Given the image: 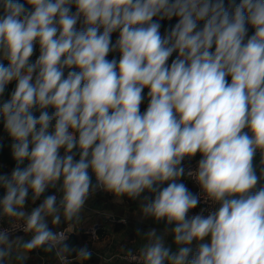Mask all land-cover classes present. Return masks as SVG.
I'll return each mask as SVG.
<instances>
[{
  "label": "clouds",
  "instance_id": "clouds-1",
  "mask_svg": "<svg viewBox=\"0 0 264 264\" xmlns=\"http://www.w3.org/2000/svg\"><path fill=\"white\" fill-rule=\"evenodd\" d=\"M0 121L15 161L0 174V264L40 248L89 260L66 233L97 190L174 225L177 250L149 230L136 264H264V0H0ZM198 153L194 194L179 181Z\"/></svg>",
  "mask_w": 264,
  "mask_h": 264
},
{
  "label": "crops",
  "instance_id": "crops-1",
  "mask_svg": "<svg viewBox=\"0 0 264 264\" xmlns=\"http://www.w3.org/2000/svg\"><path fill=\"white\" fill-rule=\"evenodd\" d=\"M118 37V36H117ZM116 37V38H117ZM148 101H143L141 104L142 112L146 110ZM200 155L199 153L196 155ZM259 155L257 154L255 163H259ZM264 186V180L260 181L258 187ZM163 187H166L163 185ZM49 189L44 196L54 194L55 190ZM142 195H151L144 193ZM43 199V196L41 197ZM140 200H132L128 197H123L121 201H116L112 194L104 191H96L86 203L85 211L83 212L84 222L79 226L78 230L68 234V240L73 234L78 239V244L75 247L87 246L92 252V255L101 261V255H113L122 252L125 249L139 248L146 242L142 236L149 230L155 229L157 234L164 235L165 243L172 251L177 250L174 243V236L170 229L174 225H167L165 221H155L153 218H143L139 213ZM40 203L38 200L36 204L31 203V193H29L28 203L25 208L30 211L32 207ZM123 218L124 222L115 221L111 217ZM67 223L61 219L59 226H53L49 223L51 230L57 228H67ZM91 229L96 230V235L91 233ZM166 229L168 231H166ZM15 236H23L25 239H30L31 234L24 232L15 233ZM68 240L66 242H68ZM195 242L193 243V248ZM43 249V248H42ZM75 256V254L73 255ZM82 262V261H81ZM102 262V261H101ZM104 263V262H102ZM26 264H57L53 253L39 252L33 250L30 253L29 260ZM125 264V263H115Z\"/></svg>",
  "mask_w": 264,
  "mask_h": 264
},
{
  "label": "trees",
  "instance_id": "trees-1",
  "mask_svg": "<svg viewBox=\"0 0 264 264\" xmlns=\"http://www.w3.org/2000/svg\"><path fill=\"white\" fill-rule=\"evenodd\" d=\"M21 2H23V0H21ZM227 3H228V0H225L226 6H227ZM237 3H239V0H237ZM154 19H156V18H154ZM176 22H177L176 17H173L171 20L164 19V20L160 21V23H161V29H160L161 35H164L168 30H170L171 26H174V24ZM253 31L254 30L250 29L249 35H251ZM117 36H118V32L113 33V35H112L113 42H115ZM36 55H38V46H37L36 54L32 57L33 60L36 58ZM113 58H115L118 62V60L120 58V53L119 52H112L107 57V59H110V60ZM174 58H175V53L173 54V57L170 58V61H171V59H174ZM4 63H5V66H7V62L4 61ZM14 87H15V82L9 84L7 89H6L4 97H8L9 93L14 89ZM147 91H148V89L146 88L144 90V95H145L144 101H148ZM37 115H38V113H37ZM10 143H11V141L7 138V134L4 132L3 123H2V121H0V174H10L12 169L15 167V161L13 160V158L11 156ZM94 182H95V178L93 177V183ZM3 194H4L3 189H0V197H2ZM67 243L70 246L75 247L78 244V239L76 238L75 235L72 234ZM37 250L39 252H44V250L42 248L37 249ZM74 254L75 253H73L72 255H74ZM74 264H79V262L75 261ZM80 264H115V263H102L98 258H96L92 255L89 260L82 261V262H80ZM131 264H133V263H131Z\"/></svg>",
  "mask_w": 264,
  "mask_h": 264
},
{
  "label": "built area",
  "instance_id": "built-area-1",
  "mask_svg": "<svg viewBox=\"0 0 264 264\" xmlns=\"http://www.w3.org/2000/svg\"><path fill=\"white\" fill-rule=\"evenodd\" d=\"M73 11H75V8H73ZM78 27H79V25H78ZM257 154L259 155V153H257ZM200 158H201L200 155H198V156L193 157L191 160L185 159V161L183 162V166L185 168V175L179 181V182L184 183L187 186V188L194 194H199L200 188L191 179V177L187 176V172L189 170H195L196 169L197 162H198V160ZM164 186H167V183H165ZM97 191H102V190H97ZM204 207H206V205L203 203V201H201V203L198 204V206L195 209L190 210L189 216L200 212L201 208H204ZM111 218L113 220H115V221H121V222L125 221V219H123V218H116V217H113V216ZM0 226L9 227V225H7V224H0ZM64 230H65V228H57V229H54L52 231L53 232H60V231H64ZM20 232H23V231H19L18 230L15 233H20ZM93 232L95 233V234H93L95 236L96 235V230L95 229H91V233H93ZM66 235H68V234L66 233ZM193 249L195 250V247ZM128 250L129 249H125L122 252H119V253L113 254V255H109V256L101 255L100 256L101 257V261L104 262V263H118V262H120V263H125V264H131V263L136 264L135 261H132L130 258L127 257ZM131 250H132L133 255H138L139 250H136V249H131Z\"/></svg>",
  "mask_w": 264,
  "mask_h": 264
},
{
  "label": "water",
  "instance_id": "water-1",
  "mask_svg": "<svg viewBox=\"0 0 264 264\" xmlns=\"http://www.w3.org/2000/svg\"><path fill=\"white\" fill-rule=\"evenodd\" d=\"M4 99H7L8 97H3ZM141 111H142V109H141ZM27 162H25V164H26Z\"/></svg>",
  "mask_w": 264,
  "mask_h": 264
}]
</instances>
